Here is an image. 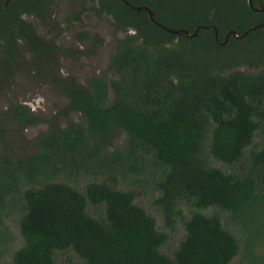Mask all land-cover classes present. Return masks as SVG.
<instances>
[{"label":"trees","instance_id":"trees-1","mask_svg":"<svg viewBox=\"0 0 264 264\" xmlns=\"http://www.w3.org/2000/svg\"><path fill=\"white\" fill-rule=\"evenodd\" d=\"M67 1L123 34L86 85L58 73L59 46L28 21L53 0H0V86L28 52L66 100L50 118L3 111L17 138L45 127L22 153L0 125L1 264H264V0ZM147 193L163 229L135 202Z\"/></svg>","mask_w":264,"mask_h":264},{"label":"rangeland","instance_id":"rangeland-1","mask_svg":"<svg viewBox=\"0 0 264 264\" xmlns=\"http://www.w3.org/2000/svg\"><path fill=\"white\" fill-rule=\"evenodd\" d=\"M85 3L84 9L87 8V5H91L89 0ZM79 8L76 3L67 0H53L45 20L30 16L28 21L31 22L35 31L41 37L45 40H53V43L59 46L55 53L57 62L53 65L58 68V73L63 76L74 75L79 83L86 85L87 78L91 75L105 70L109 71L108 61L114 48L115 39L123 36V34L114 29L108 18L98 17L89 10L81 13L79 20L74 19L73 16L75 14L73 13ZM82 32H86L91 39L97 36L102 42L99 45L95 42V45L91 47L90 40L81 41L78 37ZM31 56L32 54L28 52L24 53L22 59L17 60L13 64V69L7 77V82L0 86V125L6 128V141L14 149L22 153L31 152L32 147L27 144V141L43 129L45 124L28 127L22 130L20 137H15L12 133L13 125L11 123L8 124L6 119L2 117L3 111L6 110L8 105L14 102L27 104L32 112L41 113L50 118L51 115L57 113V109L60 106L66 103L64 96L56 89L51 79L42 77L36 68L30 65L29 58ZM71 118L76 119L77 117L72 114ZM60 120H65V118L61 117ZM213 164L227 168L223 163L214 160ZM117 186L122 189L130 188V185ZM135 202L153 214L156 218L158 229H163L162 216L152 204V195L150 193L140 194ZM220 214L222 220H224L225 215L223 213ZM10 228L14 234L12 249H15L22 242L16 221L12 222ZM175 228L174 242L162 248L168 254L172 252L174 245L184 236V228L181 224H177ZM233 230L235 232L231 231L238 237L239 229L235 228ZM58 255V264H80V261L72 252H60ZM4 259L9 260V255L8 257L5 256ZM238 260L239 256H236L233 259V263Z\"/></svg>","mask_w":264,"mask_h":264},{"label":"water","instance_id":"water-1","mask_svg":"<svg viewBox=\"0 0 264 264\" xmlns=\"http://www.w3.org/2000/svg\"><path fill=\"white\" fill-rule=\"evenodd\" d=\"M249 2L252 4V0H249ZM136 9H137V10H140V7H136ZM255 9H256V10H262V11H264V6L261 5V7H257V8H255ZM148 14H149L150 17H152V13H151V11H149ZM260 25H261V24L253 25V26H251L248 30L254 29V28H256V27H258V26H260ZM202 27H204V26H202ZM178 32H179L178 30L175 31V33H178ZM247 32H248V31H247ZM234 35L236 36V34H234Z\"/></svg>","mask_w":264,"mask_h":264},{"label":"flooded vegetation","instance_id":"flooded-vegetation-1","mask_svg":"<svg viewBox=\"0 0 264 264\" xmlns=\"http://www.w3.org/2000/svg\"><path fill=\"white\" fill-rule=\"evenodd\" d=\"M257 8V7H256Z\"/></svg>","mask_w":264,"mask_h":264}]
</instances>
